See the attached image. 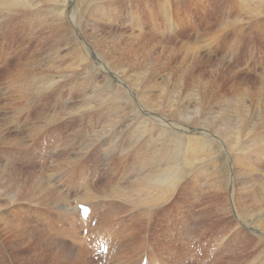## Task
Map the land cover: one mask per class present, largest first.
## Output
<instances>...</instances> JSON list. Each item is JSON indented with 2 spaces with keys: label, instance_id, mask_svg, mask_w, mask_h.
Returning a JSON list of instances; mask_svg holds the SVG:
<instances>
[{
  "label": "bare ground",
  "instance_id": "6f19581e",
  "mask_svg": "<svg viewBox=\"0 0 264 264\" xmlns=\"http://www.w3.org/2000/svg\"><path fill=\"white\" fill-rule=\"evenodd\" d=\"M84 1L37 0L39 4L35 7L34 0H0V33L9 32L8 25L15 29L21 24L20 26L25 29L24 24H28L26 30H29L33 15L43 24L44 15L47 16L45 13L50 12L54 18L51 21L49 18L45 23L50 24L51 32L55 35L54 44L47 47L53 56L47 54L50 56L44 57L47 62L40 63L47 68L41 69L37 61L31 59L34 53H30V56L27 54L25 60L19 59L20 62L17 61L19 64L9 67V73H6V76L10 74L4 80L7 91L2 93L0 90V101L2 102V95L5 97L9 94L10 99H24L27 104L46 91L68 88L67 82H71L74 88H68L69 94H66L68 97L63 101V106L61 105L60 109H40L42 111L37 112L39 115L34 116L44 119L38 123L35 121L34 129L29 133H32L33 137L47 125L75 114L72 117L79 118L85 123L79 132L82 139L78 140L76 137L71 140L65 149L72 146L75 147L74 151L68 153L67 157L56 165L62 170L69 168L74 177L77 174L89 173V170L95 173L92 180L85 175L78 181L79 185L72 197L71 193L66 195L60 192L64 194L61 195L63 202L60 203L53 200L52 190L46 191L51 187L50 181L47 180L52 175L56 176L53 170L55 171L57 167L51 168L52 175L41 171L44 168L41 167L40 174L36 173L30 178L27 175L22 176L20 170L17 171L19 167L14 164L15 161L11 160L13 162L9 163L5 161L8 165L0 166V264L73 263L66 257L48 254L41 249L42 247L40 248L44 240L35 238V235H39V230L33 232L40 228L36 223V219L41 221L40 213L36 209L24 206L26 212L32 211L36 219L29 218L22 207V204L30 199H34V203H39L36 202L39 198L35 200L38 196L45 197L49 203L53 200L59 208L61 206L60 210L63 211L61 214L67 218L69 224L67 225L69 231L66 228L65 232L71 234V238L83 249L88 247L81 232V227L85 223L79 219L78 205L75 201L93 206V214L99 221L96 227L92 226V221H88L90 230L103 231L106 221L108 225L105 233L110 239V250L104 264H133V259L135 264H141L146 255L150 264H187L189 260H194L196 264L205 263L212 252V246L209 244L223 234L221 236L215 234V239H203L200 236L207 232L215 233L211 228L215 229L216 226L228 231L229 228H237L232 232L233 241L237 242L232 244L236 247L233 257H228L231 264L235 262L234 260L237 259L236 262H239L241 259L238 258L240 238L244 235L246 239H251L247 233L243 234L242 229L247 227L250 231L258 233L259 235L255 237L256 244L263 247V253L259 251L260 257L262 256L259 263L264 264V83L261 90L252 91L253 93L249 95L250 104L243 97L241 99L234 97L236 100H232V97L227 99L228 95L223 96L222 93L223 84L233 79L234 83L231 86L236 87L235 83L238 81L234 74L222 67L223 62L202 59L199 50H205L203 46L197 47V52L196 47H193L195 53L185 51L186 54L181 57L178 64L174 46H164L160 42L152 41L153 38L148 37L150 34L143 32L146 27L144 18L134 25L138 35L132 31L133 34L123 32L124 30L119 31L117 26L116 29H103L104 22L106 25L111 19L107 9L117 0H105L109 2L107 6H104V3L102 5V0H95L100 1L96 4L90 0L89 3H94L91 9L89 3ZM87 4L88 6H85ZM235 10L238 14L241 10L243 13L240 12L241 16L238 18L235 15L234 20L232 19L233 25L238 21H248L246 19H259L261 16L264 17V0H239L238 8ZM154 19L151 13L149 30L156 32L159 28ZM18 21L23 22L17 23ZM169 22L170 26L174 24L172 18ZM178 22H175L176 31ZM43 34L45 35L44 32ZM210 43L204 44V47L211 49ZM7 45L5 44L6 48ZM6 48L5 50L3 46L1 48L0 64L8 63L9 55L12 54L10 51L13 52L11 48L6 52ZM36 48L33 46V49ZM23 50L26 51L25 48ZM72 79L77 81L74 83ZM228 91L226 90V93ZM74 93L76 94L74 97H79L78 102L75 101L74 106L70 107L74 100L71 94ZM157 93L162 95L159 96ZM38 101L41 102V99ZM1 102L0 109L3 112H0V144L8 142L9 137V143L12 144L9 149L14 147L16 152L21 150L26 155L25 153L29 152L26 140L31 135L14 136L11 133L18 132L20 124H23L21 123L23 114L28 117L27 122L37 119L33 115V118L31 117L28 109H18L20 105L23 107L20 102L19 106L10 103L12 107L9 106L11 109L9 112L4 109ZM47 106L48 103L45 108ZM98 107H103V110H97ZM165 108H168V111L164 110ZM15 118L18 119L17 123ZM62 123L64 127L65 124L68 125L65 127L67 129L74 126V135L77 134L78 125L71 122ZM40 127L42 129L38 130ZM48 149L47 151H50ZM224 150L227 151V157L224 163H221L220 152L223 153ZM108 154L113 155L110 158L113 164L110 166L106 163L105 166L106 168L110 166V170L107 171L109 173L122 159L125 160L126 168L117 179L109 178L104 172ZM134 157H137L135 159L137 161L132 160ZM92 161L100 165L103 171L100 172V176L99 169L91 168ZM255 161L261 162V165H255ZM62 164L66 167H62ZM245 167H248L251 175L245 171ZM60 175L62 178L63 174ZM211 177L207 195L200 196L204 190L201 182L203 180L206 182V179L209 181ZM98 184H101L100 189L97 187ZM206 196L208 198L204 199ZM99 198H102V201H99ZM113 200L121 202L117 208ZM197 207L202 208L204 220L203 223L197 224L198 235L189 240L193 232L191 228L193 229L192 226L195 224ZM128 212H132V215L126 214L125 217H121ZM230 214L235 219L231 226L228 220ZM216 215L219 218L210 221L212 216ZM191 217L194 218V223ZM249 218L252 220L248 221ZM177 220L184 225L185 231L175 228ZM121 223L125 227L121 228ZM199 237L202 248H191L193 240ZM223 239L225 238L221 237V241ZM181 243L183 247H180ZM220 245L219 243L218 246ZM203 251L206 254L201 253ZM89 252L91 253L90 250ZM85 253L87 255L88 252ZM199 253L204 254V257L199 258ZM256 255L258 257V254ZM78 257L75 258V263L82 264L83 261L84 264L87 262L93 264L90 261L93 256H86L87 259L82 260ZM94 260L103 264L97 258Z\"/></svg>",
  "mask_w": 264,
  "mask_h": 264
},
{
  "label": "rangeland",
  "instance_id": "374dc122",
  "mask_svg": "<svg viewBox=\"0 0 264 264\" xmlns=\"http://www.w3.org/2000/svg\"><path fill=\"white\" fill-rule=\"evenodd\" d=\"M89 1L90 0H85L84 2L89 3ZM167 1L169 2L170 0H117V2H114L115 4L112 3L111 4L112 6H110L109 9H107V13H109L108 15L111 16V19L106 22V25L104 22L103 25L105 27L103 26V29L104 28L105 29L106 28L116 29L117 27H119L120 29L117 28V30H119V31L124 30L123 32L126 31V33H128V34L134 33L135 35H138L137 28L135 29L134 25L136 23L138 24L139 21H143V18H144V24L146 27H145V30L143 32H146L147 34L149 33L150 36H148V37H150L151 39L153 38L152 41L160 42L162 45L164 44V46H174L176 48L175 54H177L176 62L178 64L181 61V57L183 55H185L186 52L187 53L188 52L195 53V49L193 47H196V52H197V49H198L197 47L201 48L203 46V48L205 50H201V49L199 50L200 55L202 56V59L211 60L212 62H216V61H219L221 63L223 62L222 67H224V69L226 71L234 74L236 77V80L238 81V83H235L236 87L231 86V84L234 83L233 79H230V81L224 83L223 87H222L223 88V90H222L223 96L228 95L227 99L232 97V100L233 99L234 100L241 99L243 97V98H246L248 104H250L249 95L253 92H258L259 90H261L262 84L264 83V30H263L264 29V17L261 16V17H259V19H255V20L251 18V19H246L248 21H245V20L244 21H238L236 23V25H237L236 26L235 24L234 25L232 24V21L234 20V17H236L235 15H237V18L239 16H241L240 12H242V10L239 12V14H238V11L235 10L236 8H238L239 0H171L173 10L176 12V17H173V14L171 13V10H170V6H168V10L166 9L165 11H160V10H163L165 2H167ZM34 2H35L34 6L35 7L38 6L37 4H39V3H37V0H34ZM92 2H94L95 4L98 2L100 3V1L95 2V0H93ZM49 3H51V2H49ZM94 3H89V5H90L89 9H91L94 6ZM101 3H102V5L104 3L105 4L104 6H107L109 4V2H107L105 0L104 1L102 0ZM85 6H88V4ZM115 6H118V7L120 6V7H119V9H116V8H114ZM35 12H37V11H35ZM151 13L154 15L155 23L158 25V28H159L156 32H154L153 30H149V28H151V24H150ZM45 14H47V16H49V17L47 18V16L44 15L43 24H41L39 22V20H36V18H35L36 16L33 15L31 20H30L32 25H30V29L28 28L29 30H26V28L28 27V24L27 25L24 24L26 26L25 29L22 26H20L21 24L17 25V27L15 29H13L12 25H8L7 28L10 29L9 32H6L4 34L0 33V37L1 36L3 37V38H0V52H2L1 51L2 46L5 50V48H6L5 44H8L7 48H6L7 49L6 52L8 50L10 51V48L13 49V52H12V50L10 51L12 54L9 55V57H10V58H8L9 62L4 63V64H2V62H1V64H0V90L2 93L4 91H7V87H6L7 85H6L4 80H6L7 79L6 77H8V75L10 76V74H7V76H6V73H9V71H8L9 67H14L18 63L17 61H19V59H21L20 61L25 60L26 56H28V55L30 56L31 55L30 53H32V54L34 53L33 54L34 57H31V59L36 60L37 61L36 63H38L39 66L42 67L41 69L44 70L47 68L44 65L43 66L40 65V63H42L43 61L47 62V59H44V57H46L47 54H49L50 56H53L51 54V51L47 50V47L49 48L51 45L54 44L55 35L53 34V32H51L52 28H51L50 24L48 23V25H47V23H45V22H47V20L49 18H50V21L53 20L54 16H51L50 12H48V13L46 12ZM231 16H232V18H231ZM171 18H172L174 24H172L170 26L169 25V23H170L169 19H171ZM35 21H38V23ZM177 21H179V22H178L177 31H176V28H174V27L176 24L175 22H177ZM20 22H23V21H18L17 23H20ZM132 24H133V26H132ZM108 25L110 27H108ZM7 28L5 30H7ZM121 28H122V30H121ZM164 29H165V31H164ZM48 30H50V31H48ZM218 31H220L221 34H219L220 32H218ZM30 32H32V33H30ZM43 32L45 33V35L43 34ZM106 33H108V32H106ZM14 35H15L16 40L14 39ZM50 36L52 37V40H51ZM107 36H109V34H107ZM40 38H41V40H38ZM39 41H41V42L38 45ZM25 43L26 44L28 43L27 46L24 45ZM207 43H210V47L212 46L211 49H206V47H204V44H207ZM1 44H2V46H1ZM213 44H215L216 46ZM33 46H34V48H36V47H38V48L33 49ZM23 48H25L26 51H24ZM187 48H189V49H187ZM21 50H23V51H21ZM207 50L209 52H211L212 54H209V52ZM15 51H16V53H14ZM35 51H36V54H35ZM17 52L19 54H17ZM20 52H22V53H20ZM13 53L15 55H13ZM23 54H25L24 55L25 57H23ZM49 55L46 58L50 57ZM17 56H19V57L17 58ZM41 56H43V57H41ZM6 65H7V69H6ZM3 71H5V73ZM230 73H228V74H230ZM175 78H177V77H175ZM72 80L74 83L77 81L76 79H72ZM67 83L69 85H71V86H69L67 84L68 88L73 87L71 82H67ZM239 84H241V85H239ZM68 88L61 87V88H55L54 90L46 91V92L38 95L37 98H35L33 100V102L31 101V102H28L27 104H25L24 99H13V98L10 99L9 94H8V96L5 95V97L2 95V102L1 101L0 102L2 103V106L4 107V109H6L7 112L11 111L10 108L12 107V104L17 106L20 102V104H23V107L21 105L20 106L18 105L19 106L18 109L19 108H20V110L21 109L22 110L28 109L29 110L28 113H30L31 117L33 118L34 115H36V114L39 115V113H37V112L40 109H42V110L52 109V108L53 109H60L61 105L63 104V101L64 100L66 101V97H68L67 95L69 94V90H70ZM227 88L229 89V91ZM237 89H238V91H235ZM241 89H242V91H241ZM226 90L228 91V93H226ZM230 90L232 92H230ZM233 90L235 91V93L238 92L237 93L238 95L235 94ZM64 93H65V95L66 94L67 95L65 96ZM155 94H156V92H155ZM157 94H159V96L162 95V93H157ZM229 94L232 96H230ZM72 95L74 97L76 94L75 93L71 94V97H72ZM234 97L235 98L237 97V98L235 99ZM46 98L49 102L46 101ZM77 98H79V97H74L72 104H70V105L68 104V105L70 107H72L73 103L75 104L76 102H78ZM8 99H10V100H8ZM40 99H41V102L38 101ZM4 100H6V101H4ZM58 101L59 102L61 101V102L59 103ZM163 101H164V97L161 98V102H163ZM56 102H57V104H56ZM3 103L6 105H3ZM10 103H12V104H10ZM45 103L46 104L48 103V106L46 108H45V105H46ZM52 104H53V106H52ZM14 105H13V107H14ZM54 105L56 108L54 107ZM9 106H10V108H9ZM39 106H41V107H39ZM167 109L168 108H165L164 110H167ZM42 110H40V112ZM97 110L102 111L103 107H101V108L98 107ZM0 112L2 113L3 110L0 109ZM73 115H75V114L69 115L67 118H65L63 120L59 119V120L47 125L45 127V129H43V130H41L42 127H40L38 130H41V131L38 132L37 134L35 133L32 137V135H31L32 133H29V132L34 129L33 127H34L35 121H37L36 123H38V121L42 122L44 117L34 116V118L37 120L33 119V121L28 120V122H27L28 117L24 116V114H23V117H22L23 119L21 118V120H22L21 123H23V124L19 123L21 126H19L18 132L15 134V132L12 131L11 134L14 136L17 134L19 136L31 135V137L27 138V140H26L28 147H29V152L25 153L26 155H24V152L22 153L21 150L20 151L17 150L18 152H16L14 147H13V149L12 148L9 149L12 144L9 143L10 138L8 137V142L0 144V148L2 150V151H0V166L8 165L9 162L15 161L14 164L18 165L17 167H19V169L17 171L20 170L19 172H21V174L23 173L22 176L27 175L30 178H32L36 173L40 174L39 173L40 170L44 167L41 171H44V172L46 171L47 174H51V175L54 172L53 174L56 175L54 177L52 175V177L48 178L47 181L48 182L50 181L49 183H50L51 187L48 186L49 187L48 190L45 188L47 192L52 190L51 193H52V197H54L53 200L54 201L58 200L60 203L63 202V200L61 199L62 198L61 195L63 193L66 195H69L71 193L70 196L72 197L74 191L76 190L75 188H77V186L79 185L78 181H80L82 178H84L85 175L89 176L90 180H92L93 176H95L94 175L95 173L90 172V170H89L88 171L89 173L86 172V173L77 174L74 177V175H72V172L69 170V168L62 170V169H59L60 166L58 167L56 165L59 162H61L63 158L67 157L68 153H71V151H74L75 147L73 148L72 146L69 149H65L70 145L71 140L75 139L76 137L78 140L82 139V137L79 135V132L82 130L83 124L85 125V123H83V121H81L79 118L72 117ZM14 120L17 123L18 119L15 118ZM15 121H13V123ZM62 122H71V123L78 125L77 134L74 135V131H75L74 126H71L70 127L71 129H67L65 127H67L68 125L65 124V127H64L63 126L64 123H62ZM200 123H203V122H200ZM262 130H261V132H262ZM45 136L47 138H50V139H46ZM50 140H51V142H50ZM59 140H61L62 143ZM58 146H59V148H57ZM47 149L50 151H47ZM10 150L13 152H11ZM56 150H58V154L55 152ZM65 150H67V151H65ZM224 151L225 152H223V153H222V151L220 152L222 154V155L220 154L221 156L219 157V161L221 163H224V161L226 160V157H227V154H226L227 151L226 150H224ZM16 153L18 154V156ZM48 153H50V154H48ZM9 154H12V155H9ZM27 157L29 159H31V160L33 159V160L32 161L28 160ZM31 157H33V158H31ZM112 157H113L112 154L111 155L108 154L106 156V160H105V164H104V170H105L104 172L109 176V178L117 179L121 176L122 172L125 170L126 164L124 163L125 160L122 159L119 162V164L117 165V167L114 168V170L109 173L107 171L110 170V166L113 164L111 162L112 159L110 160V158H112ZM255 158H257V157H255ZM135 159H137V157H134L132 160L137 161ZM11 160H13V161H11ZM5 161L8 163H6ZM29 161H31V162H29ZM106 163H108L110 165L108 168L105 167V166H107ZM40 164H41V166H40ZM93 164H94V166H93ZM91 165H90L91 168H96V169L100 170L98 172V176H100V172L103 173L99 164L92 161ZM255 165L260 166L261 162L255 161ZM61 166L66 167L65 164H62ZM36 167H38V168H36ZM47 167H49V169H47ZM51 168H53V169L56 168V169L54 171ZM23 169H24L25 173H24ZM36 169H37V171H36ZM224 169H225V167H224ZM51 170H53V172ZM60 171H62V172L60 173ZM245 171L251 175L248 167H245ZM60 174H63L62 178L60 177L61 176ZM60 178H61V180H60ZM62 179H63V182H62ZM211 179H212V177L209 179V181H208V179H206V182H205V180H203L201 182L204 185V186L202 185L204 190L201 191L200 196L205 197V195H207V190H209L207 188L209 187V183L211 184V182H210ZM97 187L100 189L101 184H98ZM60 192H63V193L61 194ZM54 193H56V195ZM38 195H41V194L39 193ZM57 197H59V198L57 199ZM38 198H39V200L40 199L41 200L39 201ZM43 198L38 196L35 199V200H38L36 202H39L40 204L34 203V199H30L29 201H25V203L22 204L23 210L25 211V213L27 215H29L28 216L29 218L36 219V218H34L32 211L30 213L26 212V210L24 209V206L28 209L29 208L36 209L38 211V213H40L41 221L36 219V221H37L36 223L38 224V226L40 228H36L35 231H33V232H36L37 230H39L38 231L39 235H35V238H41L44 240L41 244L42 246L40 245V248L42 247L41 249L47 251L48 254H56V255L66 257L71 262H73L71 264H78L77 262L75 263L76 257L79 256L78 258L81 257V260H82V258L87 259L86 256H89V255H90V257L91 256L94 257V258H90V261L93 264H99V262L97 263L94 260L97 258L96 255L94 253H90L88 247L86 249H83L77 241H75L73 238H71L72 237L71 234L69 235L68 232H65L66 228H67V231H69L68 230L69 224L67 222V218L65 219L64 215L61 214V213H63V211L61 212V210H62L61 206L59 208L57 206L58 204L55 205L53 200H52V202L50 201L52 203L51 204L45 200V197H43ZM207 198H208V196H206V198H204V199H207ZM99 201H102V198H99ZM113 201H115V202H113L115 208H117V205L121 203V202H117V200H113ZM76 202L77 201H75V203ZM202 203H203V200H202ZM56 206L58 208H56ZM49 208H51L52 210ZM211 208L208 209L209 212L211 211ZM46 210H47V212H46ZM58 211H60V212H58ZM195 211L197 212V214H195V221H194V218L191 217L192 223L195 222V224L192 226L193 229L191 228V231L193 230V232H192L193 237L190 235L189 240L194 238V235L195 236L198 235V229H197V226L199 225L198 223H203V220H204L203 219L204 213L202 211V208L197 207L195 209ZM126 214L132 215V212L124 213V214H122V216L121 215L120 216L123 218L126 216ZM56 215L59 217H57ZM190 216H188V219L190 218ZM218 218L219 217L217 215L215 217L212 216V219H210V221L213 219L217 220ZM61 219H62V221H61ZM250 219L252 220V218H249L248 221H251ZM56 220H58V222ZM215 220H213V221H215ZM228 220L230 221V226H231V224L233 225V223L235 222L234 216L231 214L229 215ZM59 222H64L65 224L59 223ZM178 222H180V221L179 220L176 221L177 224H176L175 228H179L181 231H185L184 225L181 223H178ZM104 226L105 227L103 229V232H107V229H106V228H108L107 227L108 226L107 221L104 223ZM58 227L60 229H57ZM62 227H63V229H62ZM120 227L121 228L125 227V225L123 223H121ZM181 228H183V229H181ZM236 229L237 228L232 227V228H229V231H228V229H224L220 226H216L215 229L211 228V231L213 230L212 232H215V233L207 232V234L205 233L202 236H200L203 239L204 238L205 239L206 238H209V239L214 238L215 239L216 235L219 234V236H221V234H223L221 237L225 238L221 241V237H220V238L216 239L215 242L213 241L209 244L212 246V252L209 254V259H210V257H211V259L209 261H207L206 263L203 262L204 264H212V263L213 264H231L228 257L229 258L233 257V253H234V250L236 248L235 246L232 245L233 243L237 242V240H236V242L233 241V235H232L233 230H236ZM58 230H59V232H58ZM217 230H219V232ZM248 230L249 229H247V227L246 228L244 227V229H242L243 234L247 233L251 237V239L250 240L246 239L244 237V235L242 234L243 236L240 238L239 246H238L240 249L238 252L239 253L238 258H241V259L239 260V262H236L237 259L234 260L235 262H233L232 264H234V263L243 264V262H244V264L259 263L260 260L262 259V256L260 257V255H261V252L263 253V247L257 246V244H256L257 239L255 238L258 233L252 232L250 230L248 232ZM56 231H57V233H56ZM210 233H211V235H210ZM62 234H64V235H62ZM248 240L250 241L249 243H248ZM252 241H253V243H252ZM49 243H50V245H49ZM197 243H198V245H197ZM219 243L221 244L220 247L218 246ZM194 244L199 248V245L201 243H200V241L197 240L194 242ZM194 244H192V246ZM180 247H183L182 243H181ZM184 247H186V246H184ZM252 251H253V253H252ZM259 251H261V252H259ZM80 252H81V254H80ZM85 252H88L87 255ZM82 253H85V254H82ZM255 253L258 254V257ZM252 254H253V256H252ZM201 257H202V254H201ZM97 260H99V259L97 258ZM132 261H133V264H135V259H133ZM191 261L192 260H189V262L187 264H191ZM79 264H80V262H79ZM82 264H84L83 261H82ZM85 264H89V262H87ZM193 264H195V262Z\"/></svg>",
  "mask_w": 264,
  "mask_h": 264
},
{
  "label": "snow or ice",
  "instance_id": "6c2138e0",
  "mask_svg": "<svg viewBox=\"0 0 264 264\" xmlns=\"http://www.w3.org/2000/svg\"><path fill=\"white\" fill-rule=\"evenodd\" d=\"M83 212H84L85 218H87L89 209L88 208H83Z\"/></svg>",
  "mask_w": 264,
  "mask_h": 264
}]
</instances>
